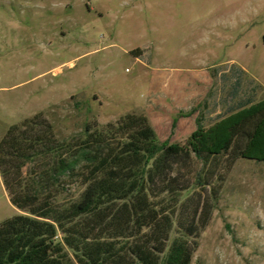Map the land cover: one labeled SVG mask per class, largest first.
I'll return each instance as SVG.
<instances>
[{
	"label": "rangeland",
	"instance_id": "rangeland-1",
	"mask_svg": "<svg viewBox=\"0 0 264 264\" xmlns=\"http://www.w3.org/2000/svg\"><path fill=\"white\" fill-rule=\"evenodd\" d=\"M246 99H264V0H0V139L39 113L58 140L137 114L185 146ZM240 147L165 166L191 264H264V162ZM20 212L0 174V224Z\"/></svg>",
	"mask_w": 264,
	"mask_h": 264
},
{
	"label": "trees",
	"instance_id": "trees-1",
	"mask_svg": "<svg viewBox=\"0 0 264 264\" xmlns=\"http://www.w3.org/2000/svg\"><path fill=\"white\" fill-rule=\"evenodd\" d=\"M239 105L199 124L185 146L160 142L137 114L64 140L42 113L10 126L0 174L21 212L0 224V264H191L187 235L171 240L170 210L188 188H171L165 166L170 156H219L238 140L243 158L264 162V99Z\"/></svg>",
	"mask_w": 264,
	"mask_h": 264
},
{
	"label": "crops",
	"instance_id": "crops-1",
	"mask_svg": "<svg viewBox=\"0 0 264 264\" xmlns=\"http://www.w3.org/2000/svg\"><path fill=\"white\" fill-rule=\"evenodd\" d=\"M234 65H235L234 63L231 64V66H234ZM242 71H243V70H242ZM243 72H244V71H243ZM248 101L251 102L250 99H246L244 102H248ZM239 102H240L239 104H242V103H243L242 101H239ZM257 102H258V101H257ZM253 103H255V102H253Z\"/></svg>",
	"mask_w": 264,
	"mask_h": 264
}]
</instances>
